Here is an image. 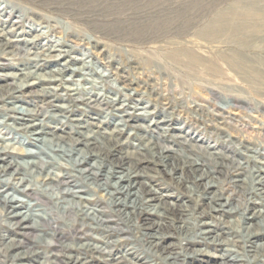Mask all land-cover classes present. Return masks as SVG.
Masks as SVG:
<instances>
[{
  "label": "rangeland",
  "instance_id": "obj_1",
  "mask_svg": "<svg viewBox=\"0 0 264 264\" xmlns=\"http://www.w3.org/2000/svg\"><path fill=\"white\" fill-rule=\"evenodd\" d=\"M7 41L15 46L0 47V75L38 70L41 81L16 98L50 134L93 136L89 149L79 148L99 154L95 184L109 169L138 171L142 196L151 188L162 200L154 214L119 192L110 198L58 159L53 177L90 192L99 222L60 210L55 243L48 226L15 231L21 253L38 256L13 261L0 239V264H70L71 256L91 264H264V227L253 228L264 219H249L264 215V0H0V45ZM15 83L0 78V108ZM62 106L64 123L54 116ZM5 115L11 123L1 108ZM5 213L0 237L12 238ZM93 240L98 250L81 248Z\"/></svg>",
  "mask_w": 264,
  "mask_h": 264
},
{
  "label": "bare ground",
  "instance_id": "obj_2",
  "mask_svg": "<svg viewBox=\"0 0 264 264\" xmlns=\"http://www.w3.org/2000/svg\"><path fill=\"white\" fill-rule=\"evenodd\" d=\"M236 19L237 17H233L231 21H234ZM241 26L245 27L246 29V25L245 26L240 25L238 26V28L239 27L241 28ZM234 29L235 28H233V30ZM236 30L239 29L236 28ZM14 43L15 42L7 41L2 45H0V47L1 46L4 48H8L10 46L12 47L15 46ZM5 66L6 65L4 63H0V69L4 68ZM86 67L88 68L89 66ZM37 71L38 70L35 69L29 71L26 70L25 72H22L21 74L18 75H12V74L0 75V78L2 79L14 78V80L20 81L19 84L15 83L9 86L8 88H6L8 89L7 91L11 96V98L8 105L1 107L5 110V112L8 115L11 114L12 116H10L11 123H8L9 121L7 115H5L3 118H0V210L6 213H8V210L10 209L13 210V212L8 213V215H11L9 218L10 223L15 228L14 231L10 230V232H12L13 234L12 236L13 239L5 238V236H1L0 239L4 243L5 253H9V254H12L11 252L16 253V255H14L13 261H21V262L28 261L31 258L36 257L35 255L38 256V253L36 254L21 253L20 248L22 245V241L17 240V236H15V231L22 232L21 230L28 229L31 227L34 228L35 230H38L41 227L48 226L52 231V233L49 234L51 235L50 240L48 242L50 244L51 242L55 243L56 232H58L59 229L58 226H54V223L52 222L54 220L53 217H55L56 215L60 216L59 215L60 210H63V213L71 214L74 217V219L76 218V222L83 221L91 226H94V224H96L99 219L98 218L99 211L95 208V205L92 206V202H93L92 194L88 192L89 193L88 195H84L83 194L84 191L79 188L80 186H74L68 184L66 180H63L62 176L53 177L55 166L50 167L51 162H55L57 164L58 159L60 160L62 158H65L66 162L73 163L74 168H77L76 172L78 174L76 175V177L84 176L86 183L88 184L90 182L89 185L93 191H104L105 195L109 196L110 198L114 196V193L119 192L123 195H126L129 198H133V200H135L134 201L135 203L141 202L143 204H146V206L148 207L150 206L153 207L152 213L154 212V214H158L155 212H158L157 209L159 205H161L160 201L162 200V198L159 196V193L151 188L148 190V192H150V195L148 194L149 196L148 198L142 196V194L139 191V188L135 186L136 183L134 182L136 181L135 179L137 177H141L140 176L141 173H139L138 171L127 170L126 173L124 174V173H120V171L109 169L106 172V175L104 176L105 183L103 185L95 184L97 183L96 180L98 176L101 174V170H102V164L98 159L99 154H97L94 151L95 148L93 151L91 150V152L79 148V145H81V143L82 144L84 143L85 147L89 149L90 148L89 146L91 145L90 139H92L93 136L90 134L85 135L82 142L80 138L73 137V138L65 139L64 138L65 136L63 137L62 135L57 136L55 134H50L47 132V129L43 122L40 121L37 122V120H34L36 116V109L27 107L28 105L27 106L24 105L25 102L22 99L19 100L18 98H16L18 94H21L25 89H28L33 85H36V84H32L31 83L32 81H38V82L41 81L42 76L41 74L39 75ZM61 74L62 72H58V75ZM43 79L49 82L58 81L57 78H54V76L52 78L50 77L49 79L44 78L43 76ZM16 99L18 100V102ZM62 108L63 111L60 113H56L54 116L57 119L61 120V123H64V120L68 118L67 115L68 108H66L65 106H62ZM141 109L143 111L145 110V108H139V110ZM117 126H120L121 128L124 129L126 125L118 124ZM4 129L7 131H11V133H14L15 135L22 134L23 136H27L30 140L33 141V143H31L30 141L26 142L19 139H15L8 132L3 133L2 130ZM123 129H117V132H119L120 130L122 131ZM12 145H18L19 148H14ZM29 147L34 148V150L30 149ZM25 148H27V150ZM9 153H18L17 155H20L22 158L19 160L15 158H10V159L8 158L9 161L6 162V156ZM91 157L94 158L93 164L90 165V168L82 169V166L85 163H88V158L91 159ZM139 159L140 158H138V160ZM194 165L200 166L199 163H196ZM118 173L120 175L118 176L115 175ZM111 180H113L114 182L113 181L111 182ZM258 181L260 187L262 186V189L264 190V178L259 177ZM213 183L214 182L212 181L208 182L207 183L208 187L209 188L214 187ZM201 185L203 186V184ZM96 187H98V189H96ZM146 187L149 186L146 185ZM59 189L60 191H58ZM22 197L30 198V199L33 198V200L29 203L28 200H24ZM45 200H48V204H49L48 206L43 205V202L45 203ZM33 201H38L39 203L34 204ZM154 202L155 203L158 202V203L154 205H150V203L153 204ZM60 203H64V205L61 207ZM226 204L227 203L221 205V207L222 208L227 207ZM40 208L43 210V214L39 212ZM261 213L263 212H260L259 215L257 213H254L253 216H250L249 218L250 221L257 219L260 220L264 219L263 217L264 215L262 216ZM50 223H53L52 224L53 226H51ZM60 226L63 227V225ZM257 226H258L257 229L263 228L264 221L261 220L259 224L253 227L255 228V231H257L256 230ZM253 228L251 227L249 232H251ZM261 247L264 248V246ZM81 248L82 249L86 248L89 251H96L99 249L98 246L96 245L95 240H93V242L91 243L81 246ZM216 258H218V256ZM70 264H91V263L85 258H80V257L73 258L71 256Z\"/></svg>",
  "mask_w": 264,
  "mask_h": 264
}]
</instances>
